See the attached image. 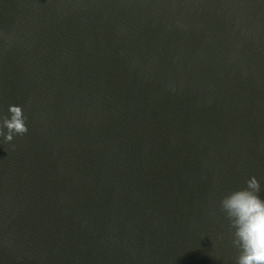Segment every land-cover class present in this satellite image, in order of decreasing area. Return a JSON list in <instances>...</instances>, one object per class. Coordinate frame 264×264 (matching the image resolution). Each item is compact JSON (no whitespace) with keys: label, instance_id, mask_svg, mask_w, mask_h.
<instances>
[{"label":"water","instance_id":"water-1","mask_svg":"<svg viewBox=\"0 0 264 264\" xmlns=\"http://www.w3.org/2000/svg\"><path fill=\"white\" fill-rule=\"evenodd\" d=\"M9 105L0 264H235L219 201L264 188V0H0Z\"/></svg>","mask_w":264,"mask_h":264},{"label":"clouds","instance_id":"clouds-1","mask_svg":"<svg viewBox=\"0 0 264 264\" xmlns=\"http://www.w3.org/2000/svg\"><path fill=\"white\" fill-rule=\"evenodd\" d=\"M27 117L22 107L9 105L7 114L0 113V142L10 143L15 136L28 132ZM264 191L255 176L245 186L224 195L220 210L228 221L232 245L237 250L235 264H264Z\"/></svg>","mask_w":264,"mask_h":264}]
</instances>
